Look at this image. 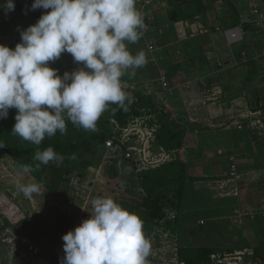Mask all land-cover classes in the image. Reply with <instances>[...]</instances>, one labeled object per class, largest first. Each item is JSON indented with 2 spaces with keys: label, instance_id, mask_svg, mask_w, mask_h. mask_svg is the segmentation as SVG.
Instances as JSON below:
<instances>
[{
  "label": "clouds",
  "instance_id": "obj_1",
  "mask_svg": "<svg viewBox=\"0 0 264 264\" xmlns=\"http://www.w3.org/2000/svg\"><path fill=\"white\" fill-rule=\"evenodd\" d=\"M0 8L7 14L15 4L6 0ZM36 9L50 11L20 32L14 49L0 45V119L16 109L12 132L38 146L45 136L65 134L66 119L96 131L110 104L126 109L132 101L121 78L147 62L143 51L133 55L127 44L136 43L147 26L136 0H34ZM62 53L81 66L59 75L49 62ZM34 158L44 165L64 159L52 147ZM38 168L21 166L24 174ZM17 189L30 198L41 185L17 183ZM62 240V264H148L151 253L143 221L111 197L95 198L89 218Z\"/></svg>",
  "mask_w": 264,
  "mask_h": 264
},
{
  "label": "rangeland",
  "instance_id": "obj_2",
  "mask_svg": "<svg viewBox=\"0 0 264 264\" xmlns=\"http://www.w3.org/2000/svg\"><path fill=\"white\" fill-rule=\"evenodd\" d=\"M145 1L147 0L136 1V8L143 14L146 26L148 27L150 22L154 21L161 25L160 29L169 28L166 24L170 22L168 15L173 8L170 2L168 0H151L149 3H146ZM192 1L197 2L199 0ZM203 1L207 7L205 15L209 16L210 19L216 21L229 19L231 10L229 8V0ZM247 1L249 5L250 1L252 3L253 0ZM0 2L5 4L6 0H0ZM13 2L15 4L14 11L6 14L4 9L0 8V24H4L5 27H9L12 24L11 26L15 29L10 31L9 35H12L11 37L13 38L11 39L16 38L18 44L21 42V38L20 32L16 31L15 26L19 25L21 21L23 23V26H21L23 31L27 27L35 25L38 21L35 17V12L39 9L31 10L34 0H13ZM236 2L237 0H234V3ZM17 5H23L22 9H19ZM250 7L254 6L250 5ZM255 24L254 29H258L256 27L259 24L257 22ZM1 28L3 29V26ZM225 31L227 29L223 32ZM3 40L0 37V45L7 46L10 42V40ZM137 46L138 44L136 43L127 44V48L131 53L134 50L132 47ZM139 51L141 50L139 49ZM49 66L56 69L58 74L62 76L64 72L71 73L81 65L74 62L71 54L62 53L59 59L49 62ZM123 82L126 85L125 91L131 95L127 90L128 84H126V79ZM176 82L180 85L179 78ZM211 91V87L204 88L203 93H205L206 99L211 98ZM215 99L220 100L215 95L210 101H214ZM156 103L168 107L165 109L171 113L170 104L163 99L156 101ZM172 119L175 123L179 124L174 116H172ZM226 126L229 125L227 124ZM243 130H250L251 134L249 132L247 137L246 132L241 133L245 138L243 143L246 144L244 150L241 148L237 154L243 151L242 155H244V152L246 155L250 152V149L252 151L253 147L257 148L256 151L258 150L257 152L260 153H257L254 158L251 155L247 158L246 156L244 158H237L235 162L238 165H248L247 167L251 166V164L255 166L253 168L256 171L253 172L250 168L246 171V166L240 168V173H243L245 178L248 179V186L244 189V194L247 193L248 195L246 194V198L244 195H240L239 198L234 195L222 196L215 182L223 178H214L217 181L210 179L209 182L211 184L207 183L208 181L204 179L190 183L188 185V199L180 207L178 227L173 234L174 236H172L175 242L171 241L172 243H176L177 247H172V249H177V253L180 246H207L217 249H229L232 247L237 250H239V246L244 245H247L246 248L250 249L252 247L264 246V218L255 216V218H251L252 221L249 220V222L247 220V225V221L242 217V213L246 210L248 213L258 210L259 206H261L260 200L264 198V125L260 130L258 128H249L248 130L246 127ZM236 133L237 131H235ZM231 135H233L231 132L223 131L222 129L207 130L197 137H195L196 135H191L192 138H190L187 147H190L191 151H203L202 158L204 159H201L199 163L203 169L200 166L193 167V159H187L183 156L184 151L180 152V157L182 159L186 158L185 160L189 166V175L195 177L202 176L203 174L221 175L222 173L217 168L215 169L218 172H215L208 165L211 164L210 159L213 157H217V162H224L225 157L217 156V150L218 148H222V154L230 150L229 142ZM242 139L238 140L241 141ZM5 159H8V162ZM12 161L4 151L0 150V194L5 193L9 198L18 203L29 218L23 223L18 224L15 228H9L6 232L5 228L1 230L2 224L0 222V264H48L54 256L62 258L65 256L62 236L74 230L80 226L82 221L89 218L92 212V201L95 198L111 197L121 203H130L132 199L139 200L143 196L137 176L134 174L135 172L133 173L129 164L125 161H121L120 164L117 163L105 150L92 149L91 151H81L77 154L74 158L71 171L64 175V180L59 184V188L55 194L42 183H39L35 179L33 180L29 174H24L21 167ZM225 163L227 164L226 160ZM247 173L254 175V177L249 179L250 174ZM259 176L260 178H258ZM31 182L41 185L39 193L33 194L29 198L25 197L23 193L18 192L17 183L27 184ZM190 188L194 189L191 190ZM225 191L229 193L230 190L226 188ZM251 203L255 205L253 208L250 207ZM3 222L4 220H2ZM11 237H19L24 242L17 252H13L2 242V239ZM156 241L155 247H160L159 239L157 238ZM27 244L36 247L38 250L37 254L27 251L25 249V245ZM172 256H174V253ZM148 259L150 260L151 258L148 257ZM158 261L156 259L154 262L158 263Z\"/></svg>",
  "mask_w": 264,
  "mask_h": 264
},
{
  "label": "crops",
  "instance_id": "obj_3",
  "mask_svg": "<svg viewBox=\"0 0 264 264\" xmlns=\"http://www.w3.org/2000/svg\"><path fill=\"white\" fill-rule=\"evenodd\" d=\"M2 4L0 2V5ZM250 5L254 7L251 8ZM235 6L239 9L241 19L239 26L234 27L239 29L241 34V40L237 43H231L225 32H223L232 28H218L220 27V21L210 19L209 16L198 15L193 21H184L173 25L169 23L166 24L169 28L162 29H160L161 25L158 22L153 25L154 21H151V26L143 31L144 34L140 38L144 44L132 47L134 49L132 50L133 55L140 52L139 49L145 53L146 63L157 68L158 76L160 72L165 73L172 66L178 67V73L175 77L176 80L179 78L180 85H178V82L173 84V93L168 95L167 103L170 104L172 116L179 124L185 128L187 123L192 125V130H188L185 135L181 151H184L183 155L186 154L187 159H193L195 167L200 166L201 159H204L202 158L204 152L201 150L191 151V148L187 147L190 138H192L191 135L197 137L207 130L217 129L231 132L233 135H231L229 142L230 150L222 154V148H218L217 156H231L236 162L237 155H241L243 151L238 154L237 152L241 148L244 150L246 144L243 143L245 138L241 133L246 132L248 137L249 132L251 134L249 128L260 130L264 125V110L261 109V103L258 109L253 110L256 99L252 97L253 89H258L259 94L264 92V0H253L252 3L250 1L249 5L247 0H238ZM255 22L259 24L256 27L258 29H254ZM246 24H249L252 30H244L243 27ZM11 25L1 28L0 37L2 40H10L7 47L14 49L18 40L16 38L11 39L13 37L9 35V32L15 29ZM21 26H23V23L20 21V24L15 26L16 31L21 32ZM149 46L153 48L149 49ZM247 59L255 61L256 72L252 79L253 82L249 81V83L244 84V73L247 70H241L237 67ZM135 71L136 69L133 74V70H129L123 76L126 79V84L131 86L141 84L143 86L150 82L149 79L136 75ZM207 87H211L212 91L210 93L216 94L220 100L210 101L206 99L203 91ZM227 124L229 126H226ZM244 127L248 128L249 131H244ZM235 131H237L236 134ZM241 138H243L241 141L238 140ZM256 149L253 147L252 151L250 149V152L246 155L245 152L243 154L246 158L250 155L254 158L257 153L260 154ZM216 158L213 157V160L210 161L211 164L218 165L219 162H216ZM236 164L241 176L236 197L239 198L240 195H244L246 198L248 194H244V189L248 186V179L245 178L243 173H240V168L248 165ZM200 167L203 169L202 166ZM253 167L255 166L251 164L246 168V171L249 168L252 172L256 171ZM211 168L216 171L214 167ZM223 175L224 173L221 174V176ZM202 176L206 177L207 175L203 174ZM249 177L251 179L254 175L250 174ZM207 183L211 184L209 181ZM216 186L218 187V185ZM190 189L193 190L194 188ZM260 201L261 206L256 210L257 212H263L264 210V198ZM251 204L250 207L253 208L255 205L254 203ZM247 213V210L242 213L246 221L248 220L247 215H245ZM257 217L261 216L258 215ZM261 218L263 219L264 216ZM6 245L11 250L10 246Z\"/></svg>",
  "mask_w": 264,
  "mask_h": 264
},
{
  "label": "trees",
  "instance_id": "obj_4",
  "mask_svg": "<svg viewBox=\"0 0 264 264\" xmlns=\"http://www.w3.org/2000/svg\"><path fill=\"white\" fill-rule=\"evenodd\" d=\"M168 1L173 7L168 15L171 25L184 21H193L198 15L206 16L207 7L203 0L197 2L192 0ZM179 3L181 4L179 5ZM228 3L231 9L230 17L227 20L220 21V27L218 28H234L240 24V12L235 6L236 3H234V0H229ZM22 6L23 5H17L19 9H22ZM46 12H48V10H36L35 17L39 19L41 15ZM155 23L157 22H154L153 25ZM2 26H4V24H0V30ZM243 28L244 30L251 29L249 24L244 25ZM136 44H138V46L142 44L141 40L139 39ZM237 68L247 70L244 73V84L249 83V81L253 82L252 79L256 72V63L253 59H247L244 63H240ZM177 73L178 67L174 66L165 72L171 87H173V84L176 82L175 76ZM135 74L139 77L149 79L151 83L158 78L157 68L149 63H146L143 67L137 68ZM124 79V77L121 78L122 82ZM137 87L138 89L133 95L129 96L132 102L130 104H128L127 101L125 102L126 109L120 108L116 104L109 105L108 109L96 122V131L84 130L82 127L73 125L66 119L67 131L65 134L62 135L57 131L54 136H45L44 140L38 146L30 141L22 139L12 132L13 126L16 123L14 118L16 109H9L7 118L0 119V150L4 151L19 167L27 164L35 168V166L39 164V168L29 175L55 194L59 188V184L64 180V175L71 171L74 158L77 154L81 151H91L92 149L104 150L103 144L109 133L110 119L116 120L120 126H126L128 122L135 117L152 115V121L155 120L158 124L155 145L161 146L167 151H176V158L158 168L140 173H134L132 165L129 164V167L137 176L143 196L139 200L132 199L130 203H121L115 198L113 200L130 213L136 214L143 221V232L145 236L152 235L159 231H168L171 236H174L173 234L178 227L180 207L182 203L188 199V185L202 179L209 181L210 179L215 180L214 178L228 177L232 162L229 159L230 157L224 156V162H219V166L213 164L208 165V167L218 168L222 174L224 173L223 176H214L213 174L207 175L206 177H195L189 175V166L186 160L180 157L179 152L182 149L186 133L188 130H192V125H188L187 123V125H185L187 127L185 128L175 123L170 111L165 109L166 107L157 104L152 94L141 92L139 90L141 84ZM252 97L256 99L253 110L258 109L260 103L262 106L261 109L264 110V92L259 94L258 89H253ZM113 109H115V111H113ZM48 147H52L56 153L63 156L64 159L61 164L57 165L55 161H51L47 165H44L35 160V153L37 151H43ZM185 155L186 154L183 156ZM237 156L238 158H244L242 154ZM212 160L213 158L210 159V161ZM192 166L194 167L195 165ZM171 215H174V217L172 218ZM242 217H244V215ZM247 217L248 220H252L249 216ZM27 218L29 217L25 214V219L20 223H23ZM5 224L9 226L7 222H5ZM6 225H1V230L4 229ZM17 225L12 227L15 228ZM244 246H239L238 249H242ZM252 249L255 259H262L264 257V246ZM225 250H227L226 252H232L237 249L232 247L229 249H217L207 246H180L177 254L178 259L185 264H209V256L212 253H222L225 252ZM63 258L64 257L54 256L50 259L48 264H62Z\"/></svg>",
  "mask_w": 264,
  "mask_h": 264
},
{
  "label": "built area",
  "instance_id": "obj_5",
  "mask_svg": "<svg viewBox=\"0 0 264 264\" xmlns=\"http://www.w3.org/2000/svg\"><path fill=\"white\" fill-rule=\"evenodd\" d=\"M149 1L151 0L145 2L149 3ZM225 34L231 43H237L241 40L240 30L237 28L228 29L225 31ZM149 49H152V47L149 46ZM127 88L131 93L130 96L138 89L136 85H128ZM139 90L146 94H152L156 101L163 99L165 102H167V95L172 93V87L163 72H160L158 78L153 83L148 82L139 87ZM215 95L211 93L210 99H213ZM152 120V115H142L131 119L126 126H120L116 120L110 119L109 133L103 144L106 153H109V156L113 160H116L117 163L125 161L131 164L135 173L153 170L165 163L173 161L176 158V151H167L163 147L155 145L158 124L155 120ZM229 159L232 163L228 177L218 180L216 182L218 185L217 188L221 191L222 196H237L241 176L237 170V164L234 158L230 157ZM5 161L8 162V159H5ZM229 187L230 191L228 193L225 189ZM245 215L252 219L258 215L263 217L264 210L263 212L254 211L253 213L251 212ZM171 217L173 218L174 215H171ZM24 219L25 212L18 203L9 198L7 194L1 193L0 222L2 226L6 225L5 222L9 224V226L6 225L5 232ZM2 220H4L3 223ZM145 237L151 242V253L149 255L151 259H148V264H185L178 259L177 249H172V247L176 248L177 245L174 243L175 239L168 231H159ZM157 238L159 239L160 247H155ZM171 241L174 242L172 243ZM2 242L8 244L13 252H17L20 246L24 244L19 237L2 239ZM25 249L34 254L38 252L36 247L29 244L25 245ZM171 249L173 250L172 254L174 253V256L171 254ZM156 259L159 260L158 263L154 262ZM209 264H264V257L262 259H255L252 248H243L232 252L212 253L209 256Z\"/></svg>",
  "mask_w": 264,
  "mask_h": 264
}]
</instances>
